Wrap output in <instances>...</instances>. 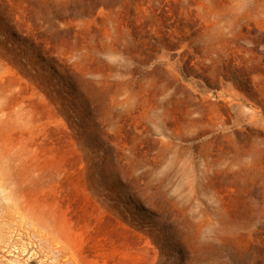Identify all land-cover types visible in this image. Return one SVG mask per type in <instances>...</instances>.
Listing matches in <instances>:
<instances>
[{
    "label": "rangeland",
    "instance_id": "rangeland-1",
    "mask_svg": "<svg viewBox=\"0 0 264 264\" xmlns=\"http://www.w3.org/2000/svg\"><path fill=\"white\" fill-rule=\"evenodd\" d=\"M0 264H264V0H0Z\"/></svg>",
    "mask_w": 264,
    "mask_h": 264
}]
</instances>
